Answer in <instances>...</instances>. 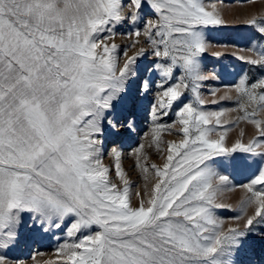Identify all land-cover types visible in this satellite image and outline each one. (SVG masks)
I'll list each match as a JSON object with an SVG mask.
<instances>
[{
  "label": "snow or ice",
  "instance_id": "1",
  "mask_svg": "<svg viewBox=\"0 0 264 264\" xmlns=\"http://www.w3.org/2000/svg\"><path fill=\"white\" fill-rule=\"evenodd\" d=\"M227 23L205 0H0V264H26L6 253L53 229L68 238L59 264H264V164L240 185L236 223L225 227L216 197L231 181L206 163L237 152L264 160V76L232 89L237 119L256 130L247 142L241 129L226 146L228 129L213 136L212 126L224 113L197 106L206 31ZM243 23L264 37V16ZM125 24L121 61L112 41ZM241 51L264 68V44ZM188 92L195 101L184 102ZM145 113L149 146L165 154L137 164L146 184L133 205L119 144ZM174 125L182 139L161 148ZM108 143L122 188L103 162Z\"/></svg>",
  "mask_w": 264,
  "mask_h": 264
},
{
  "label": "rangeland",
  "instance_id": "2",
  "mask_svg": "<svg viewBox=\"0 0 264 264\" xmlns=\"http://www.w3.org/2000/svg\"><path fill=\"white\" fill-rule=\"evenodd\" d=\"M205 3H215L228 23L225 26H218L206 31L212 46L200 57L201 68L208 79L202 81L198 89L200 99L204 103L197 106L206 112L222 111L224 113L221 117L223 126L212 125L215 127L213 136L216 133L224 132L227 128L225 145L230 147L238 138L241 129L245 132V142L256 135V130L251 125L237 119L243 113L238 110L236 94L232 89L242 76L247 75L250 82L264 76V68L249 65L238 59L242 55H251V53L241 51V49L250 48L254 43L264 44V37L255 27L243 23L252 16H264V0H205ZM129 31L127 24L118 27L112 41L119 45L121 61L123 60V50L132 39L128 36ZM141 46L147 47L143 44ZM132 51L134 49H129L130 54ZM215 52H220L221 56H215L213 54ZM151 59L152 57L149 55L144 58V61L147 63ZM176 75L179 76V72ZM213 76L217 78L213 79ZM193 101H195V95L191 92L186 93L184 102ZM258 118H264V112L260 113ZM175 120V111H173L164 122L171 124ZM224 121L228 123L224 124ZM152 128L151 118L145 113L138 121L136 131L132 133L131 137H123L119 144L122 153L120 164L125 179L128 181L133 205L138 203L135 193H144L146 184L141 167H138L137 164L139 163L141 166H150L153 163L159 165L165 154L157 151L156 145L149 146L151 144ZM160 137L163 141L160 147L166 149L167 142L179 141L182 139V133L178 132V125H174L171 134L164 131L160 133ZM140 144L145 145L143 149L144 156H141L138 161L134 149ZM113 146L115 145L111 143L106 145L103 162L110 169L112 181L122 188V182L115 175V160L110 155V149ZM206 163L209 168L214 169L219 174L229 176L231 184L228 188H222L218 191L216 197V202L225 207L215 209V214L225 221V227L233 225L236 221L232 220L231 217L237 214L236 209H238L244 195L240 185L248 182L251 176L264 164V160L259 156L237 152L229 157H213ZM151 182L152 178L150 177L147 183L150 185ZM66 239L68 238L64 236L62 231L53 229L52 232L29 241L27 245L21 244L12 248L6 255L9 260L19 258L25 261L26 264H48L50 261L59 264L56 247L58 244L64 243Z\"/></svg>",
  "mask_w": 264,
  "mask_h": 264
}]
</instances>
